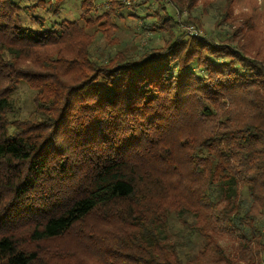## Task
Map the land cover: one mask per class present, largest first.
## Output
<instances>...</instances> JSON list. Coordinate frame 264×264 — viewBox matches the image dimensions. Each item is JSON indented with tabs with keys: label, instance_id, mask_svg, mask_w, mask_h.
I'll return each instance as SVG.
<instances>
[{
	"label": "trees",
	"instance_id": "16d2710c",
	"mask_svg": "<svg viewBox=\"0 0 264 264\" xmlns=\"http://www.w3.org/2000/svg\"><path fill=\"white\" fill-rule=\"evenodd\" d=\"M64 1L0 0V264H264V0Z\"/></svg>",
	"mask_w": 264,
	"mask_h": 264
},
{
	"label": "rangeland",
	"instance_id": "374dc122",
	"mask_svg": "<svg viewBox=\"0 0 264 264\" xmlns=\"http://www.w3.org/2000/svg\"><path fill=\"white\" fill-rule=\"evenodd\" d=\"M82 1L83 0H65L62 5L63 7L60 10V15L64 18H68L71 20H75V19L78 20L82 13V10L80 9V4ZM93 3L95 6H97L100 3H104V4L100 6L101 8L97 7L98 10L94 9L92 13L95 12L99 14L103 13L106 9V6H109L107 0H93ZM224 3L225 0L210 1L206 9L207 13L203 14L202 17V21L205 29L211 32L213 31L214 33H218L220 31L219 29H224V31L228 29L227 26L225 25H222L221 27L217 28L216 24H214L215 20L213 18L215 15L220 13L222 8L224 7ZM240 7L241 6H239L237 9L234 10L235 14L240 9ZM147 11H149L148 13H151L150 11L152 10L136 9L134 13H137V15H139L138 19L132 17L122 21L119 18L113 16L112 21L118 25V29L115 32V37L118 39L119 44L110 46L107 41H100L98 53L101 54L102 50H105V52H112V53H116L118 51L132 52L135 50L138 51L142 47L149 45L151 41L160 43L161 36L156 37L155 34H153L152 32L148 30L146 31L143 26L144 21L142 20V18L145 17ZM172 11L175 14L177 13V11H175L174 9ZM199 11L202 12V8H200ZM129 12L130 13L133 12L132 9L128 8L124 13L128 15ZM193 15L198 16L199 13L196 12ZM152 20H155V18H153ZM179 26L183 30H189L190 32L193 30L192 27H188L189 25L186 24H181V22L179 23ZM197 34L195 33V35ZM200 34L203 35L202 32H200ZM254 41L256 42V39H254Z\"/></svg>",
	"mask_w": 264,
	"mask_h": 264
},
{
	"label": "built area",
	"instance_id": "2783aa9c",
	"mask_svg": "<svg viewBox=\"0 0 264 264\" xmlns=\"http://www.w3.org/2000/svg\"><path fill=\"white\" fill-rule=\"evenodd\" d=\"M189 31V30H188ZM190 32V31H189ZM191 32H194L193 30ZM197 34V33H196Z\"/></svg>",
	"mask_w": 264,
	"mask_h": 264
}]
</instances>
